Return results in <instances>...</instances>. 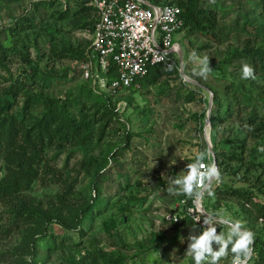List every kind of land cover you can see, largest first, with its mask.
<instances>
[{"label": "rangeland", "instance_id": "374dc122", "mask_svg": "<svg viewBox=\"0 0 264 264\" xmlns=\"http://www.w3.org/2000/svg\"><path fill=\"white\" fill-rule=\"evenodd\" d=\"M33 1L0 0V91L10 89L17 79L28 80L24 75L30 74L31 68L37 65L47 75L48 85L26 81L24 88L12 97L14 110L29 105V93L58 100L81 94V102L86 106H79L80 112L91 116L92 121L96 111L97 116L103 110L110 113L104 120L89 126L92 139L87 143L49 145L44 154L54 173L43 175L27 192V196L42 202L57 203L56 198L67 197L63 192L70 185L69 204L79 209L82 216L87 214L80 225L70 230L51 225L48 232L65 238V247L57 241L56 249L49 251L43 241L37 240L32 255L8 258L0 264H66L64 259L69 257L79 264H88L99 252L111 254L104 264H118L110 258L121 257V264H195L193 258L186 255L188 236L193 230L198 235L204 226L197 224L196 227L188 221L186 200L189 197L169 194L168 177L183 174L186 165L202 151L211 153L206 160L213 163L215 144L226 138L239 143L238 136L245 140V156L253 154L256 162H264L263 137L247 129L245 122L252 110H256L264 122V67L254 69L255 80L241 79L243 63L253 65L236 54L246 40L264 49L261 0H198L201 7L217 9V22L211 37L189 29L174 35L182 50V69L180 57L173 54L177 65L170 74L133 92L105 94L107 96L88 93L90 80L82 61L61 58L52 51V48L61 50L64 39L72 48L86 46L87 29L77 28L76 24L80 15H72L70 11L67 18L58 20L51 16L58 7L46 10L42 6L34 13L31 11L35 7ZM77 7L74 2L70 9ZM244 17L252 26L244 24ZM19 18L32 27L12 30L11 26ZM46 26L57 29L56 37ZM193 51L199 58L209 57L213 70L207 80L193 75V68L197 66L190 60ZM119 100L126 104H118ZM219 105L224 108L228 105L231 113H223ZM28 109L38 115L43 107ZM70 110L77 120L82 117ZM260 172L258 168L248 175ZM3 173L4 162L0 160V176ZM261 176L263 180L264 173ZM219 183L233 188L245 185L238 175L225 174L221 182L212 181L211 190ZM97 199L99 209L91 207L85 213L86 202L93 206ZM201 206L206 213H222L241 220V216H236L240 208L235 197L209 196L205 191ZM9 211L8 206L0 204V254L10 252L21 239L20 233L6 231L13 224ZM22 224L20 222L24 228ZM253 224L261 226V221L255 220ZM217 231H221L220 226ZM231 259L229 248L228 256L219 264H231ZM103 261L101 259L99 264Z\"/></svg>", "mask_w": 264, "mask_h": 264}, {"label": "trees", "instance_id": "16d2710c", "mask_svg": "<svg viewBox=\"0 0 264 264\" xmlns=\"http://www.w3.org/2000/svg\"><path fill=\"white\" fill-rule=\"evenodd\" d=\"M9 2H18L20 0H8ZM151 4H176L181 9V18L183 20V30L189 29L192 32L202 36H213L217 22V9L214 7H201L198 0H147ZM77 3L79 8L71 10L72 3ZM264 6V0H261ZM87 0H66V7H63L61 0H35L34 8L31 10L36 13V10L42 6L46 10L53 7H58L57 10L51 13L58 20H63L72 15H80L77 28L92 30L93 29V7L87 5ZM31 19V18H30ZM33 19V18H32ZM244 24L252 26L248 18L244 17ZM30 25V26H29ZM32 27L31 24H25L22 18H19L12 30H24ZM45 29L54 37H56V28L45 27ZM246 40L242 50L236 53L239 57L251 61L254 69L262 70L264 67V49L255 46L254 42ZM64 47L61 50L54 51L55 56L68 57L74 60L83 61L87 57L88 46L90 40H85L86 46L78 45L72 48L69 42L64 39ZM1 47V46H0ZM3 48V47H2ZM30 62L28 59L26 60ZM166 68L165 66H155L149 69L148 73L138 79L139 87L132 86L127 92H133L148 82L158 79L159 77L170 74L174 69ZM30 74L24 76L28 78L27 82L34 81L35 84H46L47 75L37 65L33 66ZM22 81V82H21ZM25 80L17 79L10 89L5 88L0 91V160L4 162V173L0 176V204L8 206L10 216H13V224L6 230L8 233L16 231L20 233L21 239L10 252L0 254V261H5L8 258L13 260L16 256L32 255L35 250L37 240L43 241L44 247L49 251L56 249V243L64 248L65 238H61L53 232H48L52 224H56L65 230L76 228L81 224L82 219L86 216V212L93 209H99L96 203L93 206L86 202L84 216L80 214L79 209H75L69 204L68 199L72 190L70 185L64 190L65 197L56 198L57 203L52 201L42 202L33 197L27 196V192L32 189L33 183L40 179L43 175H53L52 167L48 166V160L45 158L44 151L49 145L57 144L63 147L68 143L85 144L91 140L89 126L97 124L107 117L110 111L103 110L97 116V111L91 116H85L80 112V108L86 106L81 102V94L72 97H66L64 100L47 98L42 94L27 95L30 101L29 105H24L17 111L14 110L13 96L24 88ZM198 86V85H197ZM88 93L105 95L106 93L96 92L89 83ZM107 96V95H105ZM101 101V100H98ZM124 104H126L124 102ZM42 106L41 114L33 115L28 109L29 107ZM223 113H231L228 105H219ZM28 107V108H27ZM82 114V117L77 120L73 112ZM230 115V114H229ZM256 113V110L249 112L246 118L247 129L253 132H259L260 138L264 141V122ZM108 121V119H107ZM105 120V123H107ZM212 124L213 123V120ZM239 143L230 140L229 138L220 139L213 147V153L216 160V165L220 171V182L225 174L238 175L241 182L245 185L233 188L225 184H216L211 190L214 196L217 197H235L239 204L236 216H241L240 221H244V226L253 231L255 234L254 255L249 261V264H264V179L261 180V175L264 173V162H256L255 155L249 154L245 156V140L243 137H237ZM236 143V144H235ZM264 146V142H261ZM248 157H251L248 159ZM207 159V158H206ZM207 161V160H205ZM260 168L261 174L248 175L249 171ZM253 177V180H251ZM214 183V182H213ZM258 184V186H257ZM207 196V195H206ZM75 196L74 198H76ZM96 197H94V200ZM186 207L193 206L192 198L186 200ZM206 209V208H205ZM208 210V209H206ZM188 221L198 227V225L187 215ZM238 219V218H235ZM234 219V220H235ZM239 220V219H238ZM260 220L261 226H254L253 221ZM25 225L24 228L20 226ZM263 223V224H262ZM18 229V230H17ZM202 230H199V234ZM59 237V239H58ZM58 241V242H57ZM230 248V247H229ZM4 255V256H3ZM13 255V257H12ZM110 253L99 252L91 258L88 264H99L101 259L102 264L107 262V256ZM69 258L64 259L66 264H79ZM18 261V260H17ZM121 264L123 258L112 260Z\"/></svg>", "mask_w": 264, "mask_h": 264}, {"label": "built area", "instance_id": "2783aa9c", "mask_svg": "<svg viewBox=\"0 0 264 264\" xmlns=\"http://www.w3.org/2000/svg\"><path fill=\"white\" fill-rule=\"evenodd\" d=\"M61 2L65 8L66 0ZM86 4L93 7L94 23L93 29L87 30L90 44L81 65L96 92L128 91L132 86L139 87L137 80L150 68L177 65L172 55L182 52L174 40V35L183 31L179 6L151 4L147 0H87ZM165 51L169 55L164 56ZM118 104L124 101L119 100ZM199 205L201 198L198 203L193 199L187 213L196 224L205 227L203 219L196 222L206 213Z\"/></svg>", "mask_w": 264, "mask_h": 264}, {"label": "clouds", "instance_id": "9594fccd", "mask_svg": "<svg viewBox=\"0 0 264 264\" xmlns=\"http://www.w3.org/2000/svg\"><path fill=\"white\" fill-rule=\"evenodd\" d=\"M174 49L175 46L172 50ZM167 55L169 52L165 51L164 56ZM190 60L197 65L193 68V75L207 80L213 70L210 67L209 57L199 58L193 51ZM256 78L254 68L248 63H243L241 79L255 80ZM210 155V152L204 151L197 153L194 160L186 165L182 171L183 174L169 176L167 188L169 194H183L197 203L204 191H207L209 196L213 195L211 183L213 180H220V171L215 163H205L206 156ZM201 219L206 227L198 235L193 230L188 236L190 243L186 250V255L191 256L195 264H205V262L219 264L222 258L228 256L229 247L232 253L231 264H249L254 255L255 234L252 230L246 228L242 221L234 220L222 213H203L202 218H197L196 222L198 223ZM217 226L221 227V231H217Z\"/></svg>", "mask_w": 264, "mask_h": 264}, {"label": "water", "instance_id": "95a60500", "mask_svg": "<svg viewBox=\"0 0 264 264\" xmlns=\"http://www.w3.org/2000/svg\"><path fill=\"white\" fill-rule=\"evenodd\" d=\"M179 57H180V66H181V69H182V67H183V63H182V52H179ZM189 81H191L192 83H194L195 85H198V86H200V87H203L201 84H199L198 82H195V81H193V80H191V79H189V78H187ZM212 156H213V163H215L216 164V160H215V157H214V154H212ZM199 207L202 209V206L201 205H199ZM203 210V209H202Z\"/></svg>", "mask_w": 264, "mask_h": 264}]
</instances>
